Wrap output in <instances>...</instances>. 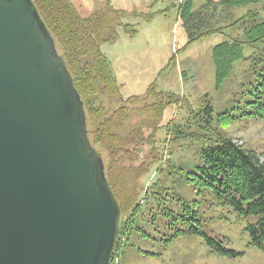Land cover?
<instances>
[{"label": "trees", "instance_id": "obj_1", "mask_svg": "<svg viewBox=\"0 0 264 264\" xmlns=\"http://www.w3.org/2000/svg\"><path fill=\"white\" fill-rule=\"evenodd\" d=\"M32 1L73 78L84 104L89 139L104 159L105 176L121 210L120 232L111 264H115L118 254L122 257L120 251L141 208L152 206L156 201L162 202L167 195L172 196L169 194L171 183L188 181L189 176L220 205L229 207L238 221L256 217L255 223L248 221L246 232L251 245L264 251V163L259 160V155L215 130L217 124L211 114L212 108L205 106L207 112L203 114L204 109L199 112L205 126L198 123L204 133L198 135L200 150L197 157L187 161L173 157L160 166L164 160L163 145L167 143L166 140H157L162 116L167 105L180 106L182 98L150 89L148 96L142 100L132 98L123 101L121 98L119 107L112 112L104 104L98 103L101 96L115 97L120 94L110 62L101 51V45L113 42L118 28L123 25L120 12L109 6L84 18L70 0ZM194 1L182 0L179 14L190 44L213 34L224 33L233 26L243 30L241 38L219 44L213 50L216 83L220 89L230 78L235 63L244 59V46L264 43V0H201L198 10H194ZM235 9L247 11L230 24H223L226 17L233 16L232 10ZM253 62L254 81L245 93L249 97L244 114L264 121V57L258 56ZM152 97L160 98V101L148 104ZM140 101L143 105L134 109L132 105ZM132 111H136L139 118L135 124L130 123ZM236 119L227 113L218 122L231 126ZM173 126L169 124L166 127L171 134V150L168 152L171 156L175 155V149L185 151L180 141L192 135L184 134L178 125ZM145 147H148L147 153L144 152ZM142 153L144 157L140 158ZM152 169L159 175L158 179L152 180L149 186L148 183L142 185V179ZM177 200L183 204L185 202L181 197ZM187 209L189 216L176 214L169 223L176 227L174 234L169 236L170 241L182 235L198 233L221 252L234 254L224 248V241H216L205 235L200 220L188 205ZM167 211L168 214L174 213L168 208ZM192 220L197 223L195 227Z\"/></svg>", "mask_w": 264, "mask_h": 264}, {"label": "water", "instance_id": "obj_2", "mask_svg": "<svg viewBox=\"0 0 264 264\" xmlns=\"http://www.w3.org/2000/svg\"><path fill=\"white\" fill-rule=\"evenodd\" d=\"M121 210L32 0H0V264H111Z\"/></svg>", "mask_w": 264, "mask_h": 264}, {"label": "rangeland", "instance_id": "obj_3", "mask_svg": "<svg viewBox=\"0 0 264 264\" xmlns=\"http://www.w3.org/2000/svg\"><path fill=\"white\" fill-rule=\"evenodd\" d=\"M70 1L84 18L109 6L122 15L123 25L118 28L116 39L101 45L102 53L111 62L116 74L120 94L115 97L101 96L98 103L112 112L119 107L121 98L123 101L132 98L142 100L148 96L150 89L182 98L180 106L167 105L162 116L157 140H166L170 144L163 145L164 160L160 166L173 157L184 161L197 157L200 150L198 135L204 133L198 126H205L199 112L204 109L205 114V106L212 108L214 123L218 125H215V130L234 139L237 145H245V149L256 152L264 163V121L244 114L249 97L245 93L254 81L253 61L258 56L264 57V43L244 46V59L235 63L230 78L219 89L213 50L219 44L241 38L243 30L240 27H230L224 33L190 44L179 18L182 0ZM201 4V0H195L194 10H198ZM246 11L232 10L233 16L226 17L223 24H230ZM158 101L160 98L152 97L147 103ZM141 105L142 101L132 107L137 109ZM227 113L237 118L231 126L218 122ZM138 120L137 112L132 111L130 123L135 124ZM169 124L178 125L186 135L192 134L181 139L180 144L185 151L175 149L174 156L168 155L172 142L170 129L167 131L166 128ZM147 151L148 147H145L144 152ZM143 157L144 153L140 158ZM158 177L152 169L142 179V185L148 183L149 186ZM169 194L172 196L167 195L164 201H156L152 206H143L138 212L129 238L120 251L122 257L118 254V264H264V251L251 245L246 232L248 221L255 223L256 217L238 221L229 207L220 205L204 188L192 181L191 176L188 181L171 183ZM178 197L185 200L184 204L177 200ZM187 205L200 220L204 234L216 241H224V248L233 251V255L216 249L204 235L198 233L169 240L176 230L169 223L176 214L189 216ZM166 207L174 213L168 214ZM191 222L194 227L197 225L193 220Z\"/></svg>", "mask_w": 264, "mask_h": 264}, {"label": "crops", "instance_id": "obj_4", "mask_svg": "<svg viewBox=\"0 0 264 264\" xmlns=\"http://www.w3.org/2000/svg\"><path fill=\"white\" fill-rule=\"evenodd\" d=\"M109 62H110V61H109ZM110 65H111V68H112V71H113L114 77H115V79H116V81H117V77H116V74L114 73V70H113V67H112L111 62H110Z\"/></svg>", "mask_w": 264, "mask_h": 264}]
</instances>
